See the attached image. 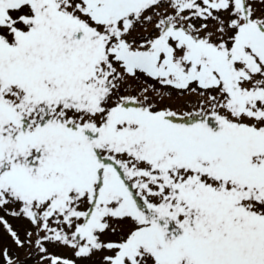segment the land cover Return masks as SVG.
I'll return each mask as SVG.
<instances>
[{"label": "snow or ice", "instance_id": "snow-or-ice-1", "mask_svg": "<svg viewBox=\"0 0 264 264\" xmlns=\"http://www.w3.org/2000/svg\"><path fill=\"white\" fill-rule=\"evenodd\" d=\"M0 264H264V0H0Z\"/></svg>", "mask_w": 264, "mask_h": 264}]
</instances>
